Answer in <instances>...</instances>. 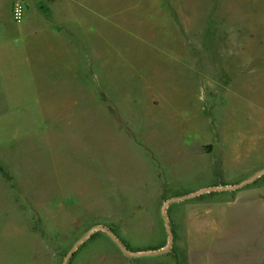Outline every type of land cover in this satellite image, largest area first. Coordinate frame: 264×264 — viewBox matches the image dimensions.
<instances>
[{
  "label": "rangeland",
  "instance_id": "1",
  "mask_svg": "<svg viewBox=\"0 0 264 264\" xmlns=\"http://www.w3.org/2000/svg\"><path fill=\"white\" fill-rule=\"evenodd\" d=\"M0 264H264V0H0Z\"/></svg>",
  "mask_w": 264,
  "mask_h": 264
},
{
  "label": "water",
  "instance_id": "2",
  "mask_svg": "<svg viewBox=\"0 0 264 264\" xmlns=\"http://www.w3.org/2000/svg\"><path fill=\"white\" fill-rule=\"evenodd\" d=\"M240 186V184L239 185H235V186H232L231 188H237V187H239ZM211 189H213V188H208L207 189V191H210ZM167 207H168V203L165 205V207H164V211H166V209H167ZM99 229H104V230H106V231H108L110 234H111V236L119 243V244H121L122 245V243H121V241L112 233V232H110L108 229H106L105 227H101V226H98V227H96L95 228V230H99ZM169 232H170V230H169ZM170 241H171V239H170ZM123 246V245H122ZM124 249L129 253V254H131V255H141V254H143L144 252H135V251H133V250H130V249H128L127 247H125L124 246ZM156 252H158V250L157 251H150V252H148V253H156Z\"/></svg>",
  "mask_w": 264,
  "mask_h": 264
},
{
  "label": "built area",
  "instance_id": "3",
  "mask_svg": "<svg viewBox=\"0 0 264 264\" xmlns=\"http://www.w3.org/2000/svg\"><path fill=\"white\" fill-rule=\"evenodd\" d=\"M24 13H25V7H24L23 3H21L20 1L16 2L13 6L14 17L17 20H20L24 16Z\"/></svg>",
  "mask_w": 264,
  "mask_h": 264
},
{
  "label": "crops",
  "instance_id": "4",
  "mask_svg": "<svg viewBox=\"0 0 264 264\" xmlns=\"http://www.w3.org/2000/svg\"><path fill=\"white\" fill-rule=\"evenodd\" d=\"M5 14H6V19H5V22H7V24H8V26H7V28L10 30V29H12V30H21L22 29V27H24L23 25H25V24H23V25H14V23L12 22V20H11V17H10V14H9V11H8V9L6 10V12H5ZM29 23V22H28ZM221 190H226V188H223V189H221Z\"/></svg>",
  "mask_w": 264,
  "mask_h": 264
}]
</instances>
